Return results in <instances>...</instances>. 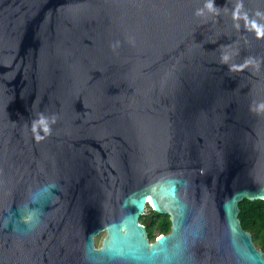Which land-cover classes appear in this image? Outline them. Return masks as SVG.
Instances as JSON below:
<instances>
[{
    "label": "water",
    "instance_id": "1",
    "mask_svg": "<svg viewBox=\"0 0 264 264\" xmlns=\"http://www.w3.org/2000/svg\"><path fill=\"white\" fill-rule=\"evenodd\" d=\"M245 198L264 0H0V264H264Z\"/></svg>",
    "mask_w": 264,
    "mask_h": 264
},
{
    "label": "trees",
    "instance_id": "2",
    "mask_svg": "<svg viewBox=\"0 0 264 264\" xmlns=\"http://www.w3.org/2000/svg\"><path fill=\"white\" fill-rule=\"evenodd\" d=\"M159 219L160 228L164 221H167L166 229H169L170 220L166 214L160 213L156 210H152ZM239 218L244 229L252 232L254 242L256 245L264 251V199H248L245 198L240 202ZM141 221L146 223L150 233V237L154 238L155 233L159 231L155 225L156 223L149 224L150 216L142 215ZM157 226V225H156Z\"/></svg>",
    "mask_w": 264,
    "mask_h": 264
},
{
    "label": "flooded vegetation",
    "instance_id": "3",
    "mask_svg": "<svg viewBox=\"0 0 264 264\" xmlns=\"http://www.w3.org/2000/svg\"><path fill=\"white\" fill-rule=\"evenodd\" d=\"M147 208L149 209V211L148 212H146V210H147ZM152 210H155L150 204H147L146 205V207H145V209H144V213L142 214V215H146V216H150V221L148 222L149 224H152V223H156V225H155V227L159 230V231H157V234L154 236V238H151L150 237V239L153 241V240H155V238L157 237V236H159L160 234H166V233H169L170 231H171V218H170V214H168V213H163V214H166L167 215V217H169V220H170V226H169V229H166V227H167V221H164V223L163 224H161V226H160V228L158 227V225H159V219H157V216H156V214L154 213V211H152ZM141 215V216H142ZM141 218V217H140ZM141 220V219H140ZM145 225H146V227H147V230H148V226H147V224L146 223H144ZM148 232H149V230H148ZM149 235H150V233H149ZM95 240H96V238H95ZM96 244H97V240H96Z\"/></svg>",
    "mask_w": 264,
    "mask_h": 264
},
{
    "label": "rangeland",
    "instance_id": "4",
    "mask_svg": "<svg viewBox=\"0 0 264 264\" xmlns=\"http://www.w3.org/2000/svg\"><path fill=\"white\" fill-rule=\"evenodd\" d=\"M148 211H149V209L147 208L146 212H148ZM155 234H157V232H156ZM104 236H105V231H102L100 234H98V235L96 236L97 245H100V244H101V242H102Z\"/></svg>",
    "mask_w": 264,
    "mask_h": 264
}]
</instances>
